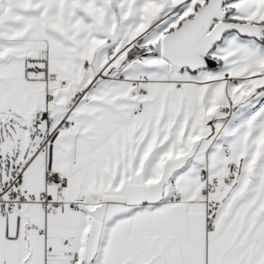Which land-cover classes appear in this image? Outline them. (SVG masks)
I'll return each instance as SVG.
<instances>
[{"label": "snow or ice", "instance_id": "1", "mask_svg": "<svg viewBox=\"0 0 264 264\" xmlns=\"http://www.w3.org/2000/svg\"><path fill=\"white\" fill-rule=\"evenodd\" d=\"M0 264H264V0H0Z\"/></svg>", "mask_w": 264, "mask_h": 264}]
</instances>
